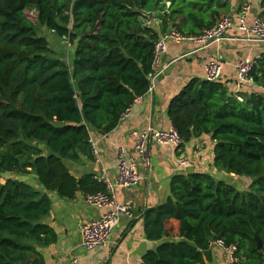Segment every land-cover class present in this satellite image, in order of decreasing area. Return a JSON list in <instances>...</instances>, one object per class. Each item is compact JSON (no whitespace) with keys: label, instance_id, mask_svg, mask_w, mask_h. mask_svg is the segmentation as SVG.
<instances>
[{"label":"trees","instance_id":"obj_1","mask_svg":"<svg viewBox=\"0 0 264 264\" xmlns=\"http://www.w3.org/2000/svg\"><path fill=\"white\" fill-rule=\"evenodd\" d=\"M228 11L226 0H0V264H44L37 246L57 241L43 223L49 193L107 191L92 175L76 179L66 161L92 154L91 134L111 133L148 94L161 36L198 37ZM31 12L69 42L70 64ZM250 77V93L193 79L171 100L178 150L210 136L214 165L252 184L240 192L203 173L174 177L167 201L145 214L146 236L160 244L141 264H207L214 236L236 246L232 264H264V54ZM32 175L44 191L23 180Z\"/></svg>","mask_w":264,"mask_h":264},{"label":"crops","instance_id":"obj_2","mask_svg":"<svg viewBox=\"0 0 264 264\" xmlns=\"http://www.w3.org/2000/svg\"><path fill=\"white\" fill-rule=\"evenodd\" d=\"M226 1L229 3L227 15H234L248 5L251 7L248 22L263 17V0ZM199 47L198 44L190 42L169 43L168 52L164 56V64L168 67L158 81H155L152 91L133 105L129 116L122 119L111 133L100 135L94 131L91 134V139L97 143L98 154H81L77 161H66L70 173L76 179L92 175L114 182L117 177V153L119 148L124 147L127 153L137 160L142 181L134 188H118L115 194L120 203L134 208L135 218L123 217L105 247L85 250L81 248V226L100 219L106 210L89 206L85 202L86 195L83 192H79L71 200L62 199L56 193H49L51 209L43 223L54 231L57 241L48 246H37L44 264H141L144 256L149 251L156 250L160 244L148 240L145 232V214L167 201L171 193V182L176 176L203 173L216 181H224L234 186L240 192L249 189L252 179L236 178L238 176L214 165L215 144L210 136L193 139L183 150L152 142L145 159L137 158L134 151L131 132L149 128L167 130L172 127L168 115L171 100L191 80H206L205 68L210 61L218 59L222 64L219 81L226 84L231 91H255L252 82L238 84L235 66L239 60L259 58L264 54V43L256 42L246 34L233 30L222 42L203 50ZM180 157H186L192 167L181 168L178 165ZM29 178L31 180L27 177L23 180L44 191L35 175ZM211 250L213 256L207 264H230L227 251L214 241Z\"/></svg>","mask_w":264,"mask_h":264},{"label":"built area","instance_id":"obj_3","mask_svg":"<svg viewBox=\"0 0 264 264\" xmlns=\"http://www.w3.org/2000/svg\"><path fill=\"white\" fill-rule=\"evenodd\" d=\"M250 10L251 7L247 5L242 7L234 15L224 16L210 28L205 29L198 37L182 35L175 29L162 35L156 42L154 48L153 74L150 76L152 86L149 92L152 91L155 81L164 73L166 67H168V65L164 64V56L168 52L169 43H196L200 46V50H203L213 44L222 42L226 39L227 34L233 30H238L246 34L256 42L264 43V17L255 18L251 22H248ZM254 66V59L247 58L237 62L235 69L238 84L252 82L250 74ZM222 69V64L218 59L210 61L205 68L206 80L209 82L218 81L221 77ZM140 99L136 102L140 101ZM130 111L131 109L127 111L122 119L129 116ZM130 136L134 140V151L137 158L140 159H145L148 147L152 142L174 148H179L183 143L181 135L173 127L167 130L149 128L133 131ZM90 144L93 154L97 155V143L90 139ZM117 159V177L114 182H111L107 178L96 177V180L104 183L107 191L90 194L85 197V202L89 206L106 210V213L100 219L90 221L81 226V248L85 250H96L105 247L109 244L112 234L120 224L122 218L134 219L136 216L132 206L122 204L117 200L115 192L118 188L130 189L140 185L142 176L138 171L137 160L130 156L124 147L119 148ZM178 165L181 168L192 167V164L186 157H180ZM217 245L227 251L230 257V264L237 261L235 258V252L237 251L235 245L227 247L221 241H218Z\"/></svg>","mask_w":264,"mask_h":264},{"label":"rangeland","instance_id":"obj_4","mask_svg":"<svg viewBox=\"0 0 264 264\" xmlns=\"http://www.w3.org/2000/svg\"><path fill=\"white\" fill-rule=\"evenodd\" d=\"M34 12L29 13L30 18L32 19L33 23L37 27V30L41 36H45L50 41V45L52 49L55 51L56 55L58 57H61L66 60L70 64V56H71V47L67 40L65 39H59L54 34H52L49 30L43 29L39 24L37 23V20L35 19ZM236 178H242V177H236ZM247 178L248 177H243ZM251 180V179H250ZM237 181V179H236Z\"/></svg>","mask_w":264,"mask_h":264},{"label":"water","instance_id":"obj_5","mask_svg":"<svg viewBox=\"0 0 264 264\" xmlns=\"http://www.w3.org/2000/svg\"><path fill=\"white\" fill-rule=\"evenodd\" d=\"M158 80H156V82H157ZM256 240V242H257V247H258V249H262L263 248V243H262V241L259 239V238H256L255 239ZM213 241L214 242H218L219 241V238L217 237V236H214V238H213Z\"/></svg>","mask_w":264,"mask_h":264}]
</instances>
